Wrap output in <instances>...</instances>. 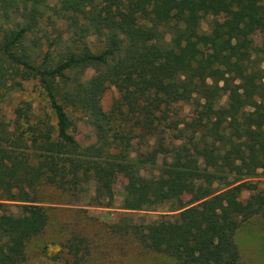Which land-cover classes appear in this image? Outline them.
I'll return each mask as SVG.
<instances>
[{"label": "trees", "instance_id": "trees-1", "mask_svg": "<svg viewBox=\"0 0 264 264\" xmlns=\"http://www.w3.org/2000/svg\"><path fill=\"white\" fill-rule=\"evenodd\" d=\"M46 4L0 0V105L36 82L54 120L46 111L35 115L29 102L16 118L0 106V264H22L27 242L46 229L40 185L85 191L93 183V203L111 208L117 176L126 177L124 217H156L146 226L117 224L114 233H129L180 264H237L236 232L264 217V192L251 181L264 177V41L250 43L264 39V3L58 0L72 46L56 61L29 40ZM220 12L226 19L203 34L202 21ZM90 37L102 42L99 52L89 50ZM89 69L94 75L83 80ZM110 88L119 99L105 112L101 99ZM225 90L231 96L220 106ZM179 104L190 113L175 119ZM74 112L86 116L93 144L76 141ZM161 125L165 136L156 133ZM135 127L137 137L155 136L163 151L157 176L141 174ZM243 192L252 194L242 200ZM82 243L75 238L68 246L72 264L81 263Z\"/></svg>", "mask_w": 264, "mask_h": 264}, {"label": "rangeland", "instance_id": "rangeland-1", "mask_svg": "<svg viewBox=\"0 0 264 264\" xmlns=\"http://www.w3.org/2000/svg\"><path fill=\"white\" fill-rule=\"evenodd\" d=\"M261 2L264 3V0ZM58 8V0H47L39 26L36 32L29 36V40H37L41 46L39 55L48 50L55 61L72 46L66 23L58 14ZM226 17L221 12L210 14L202 21L201 32L208 34L214 23L221 22ZM166 40H169V36ZM262 41L264 39L258 36L252 38L250 43L259 46ZM26 44L28 45V43ZM86 44L89 50L94 53L99 52L103 47L102 42L95 37L87 39ZM204 50L207 55L211 53L208 46H205ZM94 73L93 69L87 70L83 80L91 78ZM230 96V91H223L219 101L220 106H225ZM118 99L117 90L108 89L101 99L103 111H109ZM22 102L31 103L37 116L44 115L45 111L48 112L51 122H54L36 82L24 83L22 91L11 92L10 96L5 97L4 103L0 105L1 111L3 114L7 112L9 116L12 114L11 116L16 118L15 112L20 108ZM173 110L174 114H177V116H173L175 119L184 118L190 113L188 105L179 104ZM67 112L69 113V110ZM70 115L73 122L72 133L76 141L83 147L93 144L94 134L86 116L79 112ZM164 129L165 127L162 125L157 129L158 136L166 135ZM140 134L135 127L132 131L134 151L143 157L141 174L146 178L157 176L164 160L163 151L160 150L155 136L137 137ZM251 181L257 186V191L264 192V177L260 176ZM125 184L126 177H115L113 182L114 201L111 208L97 207L93 203V183L85 185V191L79 188L62 191L50 185H40L37 190V199L39 204L46 209L48 222L42 234L27 242L22 264H72L73 255L69 252L68 246L75 238L83 240L79 253V256H83L80 264H180L166 254L141 247L129 233L113 232V227L117 224L132 221L138 226H146L156 217L154 214L146 212H132L131 217H124L127 212L120 208ZM251 194L243 192L241 199L245 200ZM8 210L13 213L17 211L14 206H9ZM158 211L163 210L158 209ZM234 240L239 254L237 264H264L263 216H256L242 223ZM85 252L86 254L83 255Z\"/></svg>", "mask_w": 264, "mask_h": 264}]
</instances>
